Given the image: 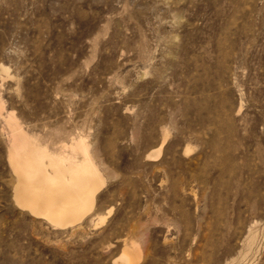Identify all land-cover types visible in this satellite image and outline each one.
I'll use <instances>...</instances> for the list:
<instances>
[{
    "label": "rangeland",
    "instance_id": "1",
    "mask_svg": "<svg viewBox=\"0 0 264 264\" xmlns=\"http://www.w3.org/2000/svg\"><path fill=\"white\" fill-rule=\"evenodd\" d=\"M9 113L84 138L91 210L16 202ZM0 264H264V0H0Z\"/></svg>",
    "mask_w": 264,
    "mask_h": 264
},
{
    "label": "bare ground",
    "instance_id": "2",
    "mask_svg": "<svg viewBox=\"0 0 264 264\" xmlns=\"http://www.w3.org/2000/svg\"><path fill=\"white\" fill-rule=\"evenodd\" d=\"M8 118L13 120L9 157L17 175L13 192L16 202L56 226L72 223L91 210L101 176L84 138L78 136L69 144L63 143L60 149L52 150L35 135L23 131L12 113ZM164 140L165 137L148 152V157L160 156ZM65 147L70 151H65ZM77 152L79 157L75 155ZM122 254L123 261L117 259L121 263H127L134 256L129 245Z\"/></svg>",
    "mask_w": 264,
    "mask_h": 264
}]
</instances>
